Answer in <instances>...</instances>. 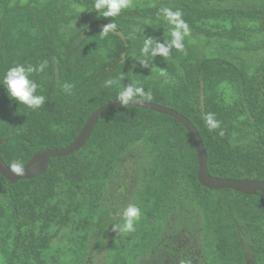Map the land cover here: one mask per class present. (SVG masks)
I'll use <instances>...</instances> for the list:
<instances>
[{"label":"trees","instance_id":"1","mask_svg":"<svg viewBox=\"0 0 264 264\" xmlns=\"http://www.w3.org/2000/svg\"><path fill=\"white\" fill-rule=\"evenodd\" d=\"M93 3L0 0V79L16 63L49 62L33 75L47 98L40 109L0 86L2 161L25 165L70 144L99 106L139 82L147 102L194 125L210 175L264 181V0H132L115 18L85 9ZM162 7L181 10L191 35L183 52L151 61L140 52L144 38L170 39ZM112 20L116 29L101 38ZM108 79L117 83L105 87ZM207 113L219 128L208 130ZM197 167L175 118L108 109L83 146L51 158L42 175L14 184L0 175V264H92L95 255L100 264H264V195L209 189ZM130 203L141 209L135 231H114Z\"/></svg>","mask_w":264,"mask_h":264},{"label":"clouds","instance_id":"2","mask_svg":"<svg viewBox=\"0 0 264 264\" xmlns=\"http://www.w3.org/2000/svg\"><path fill=\"white\" fill-rule=\"evenodd\" d=\"M132 7V0H94L91 8L103 17L115 18L119 16L124 9ZM167 24L170 26V39L164 38L163 42L151 36H146L143 40L141 55L149 57L152 61L157 55L166 58L170 55L172 49L183 52L185 49V38L191 35L189 24L183 18V12L179 9L172 10L169 7H162L159 10ZM117 25L112 20L101 27L99 31L101 38L107 37L110 32L115 30ZM134 32L140 31V28H134ZM149 59H139L142 67H148ZM49 62L42 60L38 64L31 63H16L6 69L0 79V86H2L7 93V96L16 101L18 105H23L28 109H40L47 100L43 94H38L40 87L35 79L34 74L43 73L48 67ZM159 75L167 77V72L161 68ZM125 77L121 75L119 80H124ZM167 83V79L164 81ZM117 83L116 80L108 79L105 81V87H110ZM73 85L65 83L63 90L66 93H71ZM120 102V106L127 109L129 101L144 102L152 99L150 91L139 84V82H132L124 84L118 91L116 98ZM206 126L209 131L220 127V122L216 119L215 113H207L204 117ZM222 134V133H221ZM24 164L20 160H15L10 164L12 173L22 176L24 174ZM122 222L112 224L113 230L122 233H131L135 231L136 223L140 219L141 209L136 204H128L122 211Z\"/></svg>","mask_w":264,"mask_h":264},{"label":"water","instance_id":"3","mask_svg":"<svg viewBox=\"0 0 264 264\" xmlns=\"http://www.w3.org/2000/svg\"><path fill=\"white\" fill-rule=\"evenodd\" d=\"M119 106V100H113L111 102L102 104L87 118L83 127L70 144L62 148L44 149L35 152L24 165L25 169L22 176H18L12 173L10 167H8L0 158V175L12 184L16 183L19 180L32 179L42 175L47 170L49 160L51 158L68 156L78 151L83 146V144L89 138L90 133L93 130L97 119L102 112ZM129 106L145 108L171 116L184 126V128L190 135L195 148L198 163L197 180L202 186L214 190L229 188L247 195H254L257 191H260L264 195V181L254 179L236 180L210 175L207 170V154L205 152L202 139L194 125L182 114L178 113L172 108L147 101H129ZM6 140L7 138L1 139L0 146Z\"/></svg>","mask_w":264,"mask_h":264},{"label":"rangeland","instance_id":"4","mask_svg":"<svg viewBox=\"0 0 264 264\" xmlns=\"http://www.w3.org/2000/svg\"><path fill=\"white\" fill-rule=\"evenodd\" d=\"M107 241H110L109 239ZM94 260H92V264H100L101 261L100 260V256L99 255H95V257L93 258Z\"/></svg>","mask_w":264,"mask_h":264}]
</instances>
